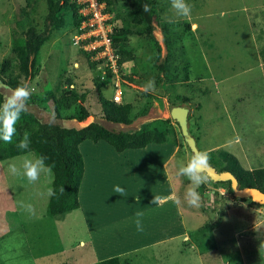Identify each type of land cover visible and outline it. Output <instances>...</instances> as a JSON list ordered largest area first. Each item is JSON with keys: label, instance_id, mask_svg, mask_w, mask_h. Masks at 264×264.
<instances>
[{"label": "rangeland", "instance_id": "1", "mask_svg": "<svg viewBox=\"0 0 264 264\" xmlns=\"http://www.w3.org/2000/svg\"><path fill=\"white\" fill-rule=\"evenodd\" d=\"M48 1L39 0L37 11L30 16L31 25L39 32L49 27ZM155 2L152 36H139L141 26L131 18L132 4L128 0H117L112 7L114 24L111 30L114 33L117 26L115 34L126 38L125 45L134 58L119 68L113 81L117 83L120 79L122 102L125 99L134 105L132 117L145 110L144 107H150L145 116L126 126L103 119L99 94L105 100H112L114 88L108 85L101 93L98 91L99 69L92 67L85 48L73 42L77 30L73 13H64L65 26L52 31L37 60L35 76L25 79L13 49L15 38H22L29 27L23 28L20 22L26 19V11L32 10L26 0H0V63L10 62L19 82L36 88L28 101L27 111L18 121L22 128H37V120L47 123L54 119L53 101H46V98H59L63 92L73 89L80 96H86L84 106L94 118L80 123L60 121L66 127H86L95 121L108 129L140 131L148 121L164 116L152 128L155 130L158 126L167 133L171 146L167 153L178 146L182 148L168 167L179 203L160 206L159 193L145 190L142 184L129 179V174L139 173L144 167L143 161L133 158V151L116 153L103 144L86 142L81 147L86 161L81 208L58 218L47 215L51 198L48 190L52 189L53 182L48 169L41 170L35 182L10 172L13 165L22 172L26 161H38L35 155L0 162V264H97L113 257H120L122 264H264V249L259 250L264 243L263 207L236 198L230 192V184L210 182L207 177L196 188L200 196L198 206L185 202L189 187L183 183L190 181L178 175V169L193 154L177 122L171 118V105L177 102L178 95L192 100L190 112L197 110L198 105L209 109L211 105L205 103L217 101L215 94L198 93L211 89L214 84L212 82L211 86L208 79L207 64L215 67L224 53L229 60L230 51L238 50L237 38H245L248 33L247 16L254 17L255 7L264 5V0H187L192 7L188 18L176 16L169 0ZM244 7H250V12L245 13ZM185 22L190 26L197 23L198 31L193 30L194 34L189 35L191 29L188 30ZM216 72L220 74L219 70ZM188 74L190 84L178 85L184 83ZM204 78L206 80L201 81ZM130 79L135 80V84ZM149 80L154 81L155 91L145 93L142 89ZM11 90L5 85L0 89L4 95ZM163 98L170 103V111H163V116L151 113L155 100ZM210 114L201 117V122L200 111L194 113L195 117L189 116V132L196 137L201 151L221 140L213 123H205ZM223 152L228 153L225 150L214 152L212 157L207 155V160L224 166ZM113 155H117L114 162ZM129 157L132 158L129 160ZM126 158L129 164L113 165H121ZM243 164L241 167L246 168L245 162ZM117 185L126 190L125 197L114 193ZM154 197L159 199L158 204H152ZM27 205H31V210L25 207ZM177 205L180 212L179 209L174 211ZM137 212L143 213L142 231H138L133 222ZM179 216L186 233L178 228ZM170 218L173 219L172 233H169L167 221Z\"/></svg>", "mask_w": 264, "mask_h": 264}, {"label": "trees", "instance_id": "2", "mask_svg": "<svg viewBox=\"0 0 264 264\" xmlns=\"http://www.w3.org/2000/svg\"><path fill=\"white\" fill-rule=\"evenodd\" d=\"M26 1L27 6L30 7L32 11H26L27 17L20 22V25L23 26V28H25V26L29 27L24 31L25 35L22 38H15L13 51L16 55L20 72L25 76V79H29L35 76L34 72L37 60L41 54L42 47L50 39L52 31L65 26L66 19L64 13L70 11L73 13V19L77 29L80 26L81 19L77 5L74 4L72 0H49V13L46 16L49 27L46 31L39 32L31 25L32 22L30 19L31 14L38 9L37 3L39 0ZM102 1L107 2V11L111 13L112 7L117 0ZM128 1L132 4L131 18L133 22L141 26L138 32L139 36H152V20L156 5L155 0ZM145 4L150 6V12L143 11V5ZM111 23L114 24L113 20ZM185 24L188 30L191 29L187 22H185ZM143 25L145 27H142ZM117 30L118 28L115 26L114 31L116 32ZM115 32L111 37L116 54L120 56L119 65L121 68L125 63L131 62L134 58L131 50L125 45L126 38L121 34H115ZM259 44L261 56L264 61V42L262 38H260ZM88 58L90 59V55ZM91 65L96 70V65ZM16 75L10 62L5 61L4 63H0V81L3 85L11 89L16 88L18 85H22L16 78ZM113 77V75L111 76V74H109L107 80L98 78V91L100 92L108 85L112 86L115 90ZM188 78L187 75V79ZM130 81L132 84H135V80L130 79ZM3 96L5 95L0 91V99H2ZM85 97L84 95L80 96L73 89H68L63 92L59 98H46V101H53L54 111L56 113L54 119L47 123L37 120V124L39 125L37 128H31L30 126L22 128L17 122L16 134L13 136L12 142L5 143L0 140V162L27 154L35 155L37 159L44 157L45 168L50 169L53 175L52 189L55 191V195L51 196L47 207V215L51 218H58L81 208L80 192L86 173V161L81 147L86 142L103 144L106 147L112 148L116 153L143 150L151 145L170 144L167 133L159 128H155L154 130L151 126L152 124H145L142 130L136 132L108 129L98 122H93L83 128L66 127L62 122H69L72 120L85 122L90 117L91 114L84 106ZM99 98L103 119L117 125H131L135 119L145 116L150 108L144 107L146 108L145 110L142 109L138 114L132 117L135 107L133 104L127 103L125 99L124 102L117 104L113 100H105L101 94H99ZM188 101L187 98H178L177 102L173 103V106L178 107L177 104L181 102V104L188 103ZM26 131L29 133L28 137L31 143L28 150L22 151L19 150L16 145L27 134ZM223 154L222 159L225 163L224 166L220 165V162L216 164L210 162L207 164L214 167L218 172H231L237 178L241 189L250 187L257 188L264 192V168L248 171L241 167L236 157L224 152ZM227 183L230 184V182ZM62 189L63 191H61ZM230 192L234 194L231 184ZM240 200L252 202L251 199ZM257 206L264 208L262 205ZM125 262L128 263L127 260ZM97 264H122V261L120 257H113Z\"/></svg>", "mask_w": 264, "mask_h": 264}, {"label": "crops", "instance_id": "3", "mask_svg": "<svg viewBox=\"0 0 264 264\" xmlns=\"http://www.w3.org/2000/svg\"><path fill=\"white\" fill-rule=\"evenodd\" d=\"M254 10H256L253 12V14H256L254 17L251 15L247 16V36L245 38H237L238 42H236V46L238 47V50L230 51L228 57L229 60L225 58L226 55L224 53L223 57H221L220 64L216 65L215 67H213L211 63L207 64L208 79L211 82V86L212 82L214 84L211 89H207L205 92L198 91V93L205 94L210 92V94H215L217 95V101L206 102V105H211V107L209 106V109L207 107L204 109L202 107L203 105H198L197 110L193 109L189 113V116H194L196 111H200L201 116L199 117V120L201 122V117L206 116L210 114L209 112H211L212 116L210 114V119L206 118L205 123H209V125L213 123L212 125H214V129L218 132V134L221 135L220 142L212 146L205 147L203 151L199 149L200 153L211 155L214 152L225 150L226 152L235 156L241 165L245 162L247 165L245 166L246 168L243 166L242 167L248 171L264 168V61L261 56L259 44L260 38H262L264 42V5H259V7H255ZM243 11L245 13H249L250 7H244ZM190 27L191 30L189 35L192 33L194 34L193 30L196 32L198 31L197 23H194ZM237 31L238 29H236L234 33ZM233 59L236 61H233ZM218 70L220 74L216 75V73H218L216 71ZM188 77L189 78L186 79L184 83L177 84L184 86L189 85L191 81L189 74ZM204 80L206 79L204 78L201 81ZM213 89H215L216 92ZM115 92L116 91L114 90V95ZM180 96L181 95H178L177 99H181ZM166 99L167 98L155 100L151 113L154 111L156 113H160L163 116V111L169 112L170 103ZM181 103L177 105L188 107L190 111L192 100H189L188 103ZM172 107L174 108L173 103L171 105V108ZM93 118L94 117L90 115L88 120ZM163 118L164 116L153 122L148 121L146 124L154 125ZM156 128H158V126H156ZM194 138L197 142L196 137ZM168 147L171 146H169V144L151 145L146 149L133 151L132 154H135L133 155V158H135V160L137 158V161H143L144 167L139 173L134 175L129 174V179H131L133 183L137 182L142 184L145 190L160 194V206L171 202L177 204L178 201L177 193L170 180L168 167L173 157L176 156L182 148L181 146H178L174 148L172 152L167 153ZM94 150L97 151L101 149ZM166 153L167 157H165ZM250 156L253 158L252 163ZM148 157H151V159H148ZM114 158H117V155H113L112 162L115 161ZM131 158L132 157H129V160ZM209 160H207V163H210ZM127 162L130 161H127L126 158V160L123 161L121 165H116L115 163H113V165L122 166L126 165ZM131 163H133V161ZM109 176L111 175H107V178ZM188 183H183V185L189 187L190 184ZM178 209L179 208L177 205L174 211L178 212ZM167 221L170 227L169 233H172L173 219L170 218ZM179 222L181 224L178 228L180 231H184L185 227L183 226L180 216ZM184 232L186 233V231ZM186 239H188V237ZM154 240L157 241L160 239Z\"/></svg>", "mask_w": 264, "mask_h": 264}, {"label": "clouds", "instance_id": "4", "mask_svg": "<svg viewBox=\"0 0 264 264\" xmlns=\"http://www.w3.org/2000/svg\"><path fill=\"white\" fill-rule=\"evenodd\" d=\"M171 9L178 17L188 18L191 16L192 7L187 3V0H169ZM144 12H150L149 5H143ZM145 93L155 91V83L153 80H149L143 86L142 89ZM36 91L35 85L24 83L18 85L12 89L7 95L0 99V140L5 143H11L13 136L16 134V124L20 120L23 113L27 111V104L31 98L33 92ZM30 139L27 135L21 139L16 147L19 150H28L30 147ZM207 155L205 153L193 154L186 164H182L178 169V175L187 177L190 181L188 190L186 191L184 200L190 206H198L200 201L199 193L196 188L203 184L206 177L201 173L202 166L207 165ZM23 171L16 168V166H10V172L13 175H24L30 182H35L39 178V172L45 169L44 157H40L38 161L33 163L32 161H26L23 164ZM50 171V169H48ZM63 191V189L61 190ZM115 194L122 197L126 196V190L117 185L113 189ZM55 191L53 189L48 190V196H54ZM159 199L154 197L152 204H158ZM179 203V201H177ZM24 206V205H22ZM28 210H31V205L25 206ZM142 212L135 214L134 223L138 231L143 230L142 226ZM264 249V243H261L259 250Z\"/></svg>", "mask_w": 264, "mask_h": 264}, {"label": "built area", "instance_id": "5", "mask_svg": "<svg viewBox=\"0 0 264 264\" xmlns=\"http://www.w3.org/2000/svg\"><path fill=\"white\" fill-rule=\"evenodd\" d=\"M77 5L81 19L79 28L73 39L74 44H81L90 55V62L96 65L101 80H107L109 74L117 77L119 72V56L113 47L111 27L112 14L107 10V2L102 0H72ZM116 92L113 101H123L120 79L115 83Z\"/></svg>", "mask_w": 264, "mask_h": 264}, {"label": "water", "instance_id": "6", "mask_svg": "<svg viewBox=\"0 0 264 264\" xmlns=\"http://www.w3.org/2000/svg\"><path fill=\"white\" fill-rule=\"evenodd\" d=\"M3 84L0 81V89ZM189 109L184 106L174 107L171 110V118L177 122L180 127L182 136L191 150L192 154L200 153L195 138L189 132ZM210 181L214 183L230 182L235 197L238 199H251L253 203L264 206V192L257 188H240L237 178L231 172H218L214 167L207 164L200 169Z\"/></svg>", "mask_w": 264, "mask_h": 264}]
</instances>
